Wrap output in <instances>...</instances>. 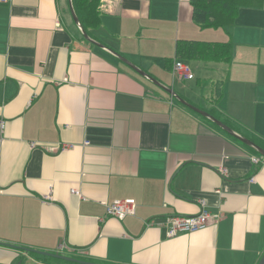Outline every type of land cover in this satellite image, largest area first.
Instances as JSON below:
<instances>
[{"label": "crops", "instance_id": "crops-1", "mask_svg": "<svg viewBox=\"0 0 264 264\" xmlns=\"http://www.w3.org/2000/svg\"><path fill=\"white\" fill-rule=\"evenodd\" d=\"M152 10L173 14L168 37L149 25ZM98 20L89 37L105 48L83 38L68 0L0 2V264H75L40 252L101 264H258L264 161L252 158L262 157L171 92L264 141V0L240 7L227 30L195 24L189 0H100ZM187 24L221 38H187ZM181 39L233 47L228 63L183 59L217 74L198 81L199 98L172 85ZM130 197L134 215L106 214L104 203ZM203 203L216 222L166 236L161 222Z\"/></svg>", "mask_w": 264, "mask_h": 264}, {"label": "trees", "instance_id": "trees-1", "mask_svg": "<svg viewBox=\"0 0 264 264\" xmlns=\"http://www.w3.org/2000/svg\"><path fill=\"white\" fill-rule=\"evenodd\" d=\"M189 2L195 24L200 27H220L227 30V27L234 24L240 7L255 6L262 0H189ZM71 4L80 26L89 36L90 28L96 27L99 23L100 0H71ZM232 51L230 43L222 42L181 39L177 40L175 45V56L182 60L214 59L228 63L232 58ZM251 140L264 149V141L256 138ZM50 259L61 262L57 257Z\"/></svg>", "mask_w": 264, "mask_h": 264}, {"label": "built area", "instance_id": "built-area-1", "mask_svg": "<svg viewBox=\"0 0 264 264\" xmlns=\"http://www.w3.org/2000/svg\"><path fill=\"white\" fill-rule=\"evenodd\" d=\"M7 0H0V2H6ZM171 73L173 77L185 78V79H193L194 74L190 65L183 60L174 59L172 61ZM5 121L0 119V133L3 131ZM87 144V141L84 142ZM262 158L253 157L252 161L254 163L261 162ZM263 162V160H262ZM70 192L75 195L81 196L80 192L77 189H70ZM47 199L45 201H50L51 196H46ZM202 204L200 210L196 214L192 215H173L167 217L164 222L160 224L165 226L166 236L167 237H175L178 234L182 233H190L193 231H199L204 229L210 224L216 222L220 215L218 213H214L208 210L207 206ZM106 214L108 216H113L118 219H122L125 216L134 215L136 208V201L134 198H123L116 199L111 202L104 203Z\"/></svg>", "mask_w": 264, "mask_h": 264}, {"label": "rangeland", "instance_id": "rangeland-1", "mask_svg": "<svg viewBox=\"0 0 264 264\" xmlns=\"http://www.w3.org/2000/svg\"><path fill=\"white\" fill-rule=\"evenodd\" d=\"M149 25L151 27L159 28L160 30L163 29L164 36H169V33H172L176 26V20L170 10H166L165 12H158L157 10H152L151 17L149 19ZM184 28L185 34L187 38H194V39H201V40H219L221 37H215V39H206L200 36H206L207 34H216L221 33L220 29L214 28H199L194 24H187L182 26ZM221 36V35H220ZM219 38V39H218ZM149 45L153 44L152 41L148 42ZM163 46L166 48L164 53L166 56H170L174 58L173 49L167 46L168 42H163ZM169 48V49H168ZM175 59V58H174ZM190 68L192 69L195 78L193 80H188L185 78H178L173 77V84H172V75L170 73L169 82L173 85V87L182 94L190 95L195 98H199L203 93L202 86L198 83V81H204L208 77L214 78L217 77V74L212 73L211 67L204 64L200 61L192 60L188 63ZM208 64V63H206Z\"/></svg>", "mask_w": 264, "mask_h": 264}, {"label": "water", "instance_id": "water-1", "mask_svg": "<svg viewBox=\"0 0 264 264\" xmlns=\"http://www.w3.org/2000/svg\"><path fill=\"white\" fill-rule=\"evenodd\" d=\"M68 2H69V9H70V13H71L72 19H73L74 23L76 25H78V27H79V29L81 31V34L83 36V38L86 39L87 41H89V42H91V43H93V44L101 47V48H105V46H103L101 43H98V42L92 40L84 32V30L80 26L79 21H78L76 15L74 13V10H73L72 4H71V0H68ZM110 52L114 56H116L118 59H120L121 61H123L125 64L129 65L132 69H134L138 74H140L144 78H147L152 83H154L157 86H159L160 88L165 89L168 92H171L167 87H165L163 84H161L160 82H158L154 77H152L147 72L143 71L142 69H140L139 67H137L136 65H134L133 63H131L130 61H128L126 58L122 57L121 55H119L118 53H116V52H114L112 50H110ZM171 94L176 99H178L182 104L186 105L190 109H192V110L196 111L197 113L201 114L202 116L206 117L207 119H209L210 121H212L213 123H215L218 127H220L221 129H223L225 132H227L228 134H230L233 137L237 138L239 141H241L245 145H247L249 148H251L257 154H259L262 157L263 161H264V149H262L260 146H258L256 143H254L252 140L248 139L245 136L239 135L231 127L227 126L225 123H223L219 119L215 118L214 116L210 115L206 111H204L202 109H199L198 107H195L194 105L190 104L185 99H183L182 97H180L179 95H177L175 92H171ZM40 253L43 254V255L57 257V258H60V259H62L64 261L71 262V263H75V264H101V263H96V262L84 261L82 259H77V258H74V257L59 256L58 254H50V253H46V252H40ZM258 264H264V254L262 255V257H261V259H260V261H259Z\"/></svg>", "mask_w": 264, "mask_h": 264}]
</instances>
